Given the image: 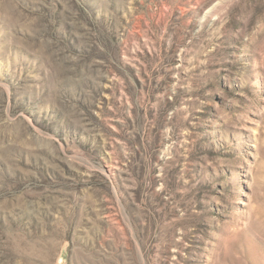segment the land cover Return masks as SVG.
Here are the masks:
<instances>
[{
	"label": "rangeland",
	"instance_id": "rangeland-1",
	"mask_svg": "<svg viewBox=\"0 0 264 264\" xmlns=\"http://www.w3.org/2000/svg\"><path fill=\"white\" fill-rule=\"evenodd\" d=\"M0 264H264V0H0Z\"/></svg>",
	"mask_w": 264,
	"mask_h": 264
}]
</instances>
